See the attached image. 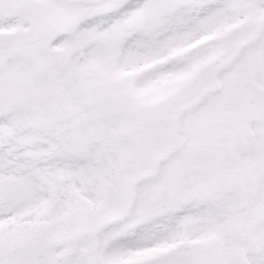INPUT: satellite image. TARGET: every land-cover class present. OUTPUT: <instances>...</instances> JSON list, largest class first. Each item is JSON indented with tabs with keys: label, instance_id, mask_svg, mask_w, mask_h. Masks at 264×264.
<instances>
[{
	"label": "snow or ice",
	"instance_id": "obj_1",
	"mask_svg": "<svg viewBox=\"0 0 264 264\" xmlns=\"http://www.w3.org/2000/svg\"><path fill=\"white\" fill-rule=\"evenodd\" d=\"M0 264H264V0H0Z\"/></svg>",
	"mask_w": 264,
	"mask_h": 264
}]
</instances>
